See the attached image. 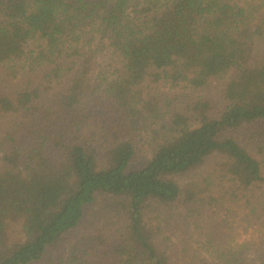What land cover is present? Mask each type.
Masks as SVG:
<instances>
[{
	"label": "trees",
	"instance_id": "16d2710c",
	"mask_svg": "<svg viewBox=\"0 0 264 264\" xmlns=\"http://www.w3.org/2000/svg\"><path fill=\"white\" fill-rule=\"evenodd\" d=\"M0 264H264V0H0Z\"/></svg>",
	"mask_w": 264,
	"mask_h": 264
},
{
	"label": "rangeland",
	"instance_id": "374dc122",
	"mask_svg": "<svg viewBox=\"0 0 264 264\" xmlns=\"http://www.w3.org/2000/svg\"><path fill=\"white\" fill-rule=\"evenodd\" d=\"M145 160H146V158H144V157H140L139 160H138V162H137V166H142V165H144ZM100 199L103 200V198H101V197H100ZM88 216H89V214H88ZM88 216H87V217H88ZM170 234H171V233H170ZM180 234H181V232H180ZM239 234L241 235V238H242V239L246 238L247 235H248L247 233H245V230H240V233H239ZM168 235H169V234H168ZM181 235H182V234H181ZM172 236H174V239L178 241V237H177L178 235L171 234V237H172Z\"/></svg>",
	"mask_w": 264,
	"mask_h": 264
}]
</instances>
